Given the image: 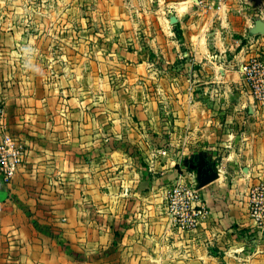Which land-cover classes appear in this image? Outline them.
<instances>
[{
  "label": "crops",
  "instance_id": "0c3cea01",
  "mask_svg": "<svg viewBox=\"0 0 264 264\" xmlns=\"http://www.w3.org/2000/svg\"><path fill=\"white\" fill-rule=\"evenodd\" d=\"M209 1L96 0L47 47L26 28L45 14L0 12V140L25 150L0 177V264H264V106L239 72L264 59V0Z\"/></svg>",
  "mask_w": 264,
  "mask_h": 264
},
{
  "label": "built area",
  "instance_id": "2783aa9c",
  "mask_svg": "<svg viewBox=\"0 0 264 264\" xmlns=\"http://www.w3.org/2000/svg\"><path fill=\"white\" fill-rule=\"evenodd\" d=\"M199 8H211L209 0H191ZM239 72L254 101L264 106V60L257 56L244 61ZM2 109L0 108V118ZM25 154L24 147L5 131L0 140V177L4 181L10 180L11 176L21 166ZM198 195L190 186L176 185L169 189L166 200L168 212L187 228L196 226L199 219L206 211L196 206ZM248 208L250 218L256 228L255 232H264V182H260L249 190Z\"/></svg>",
  "mask_w": 264,
  "mask_h": 264
},
{
  "label": "rangeland",
  "instance_id": "374dc122",
  "mask_svg": "<svg viewBox=\"0 0 264 264\" xmlns=\"http://www.w3.org/2000/svg\"><path fill=\"white\" fill-rule=\"evenodd\" d=\"M8 5L4 0H0V12H13V13H30V14H45V20H33L27 22L26 28L28 29V39H33L35 45L38 43L36 32L41 30L45 31V41L42 45L48 46L53 43L54 32L64 35L69 30H79L81 20L85 13H88L93 8L96 0H10ZM15 25L23 22L14 21ZM36 33V34H34ZM43 35L40 34V37ZM58 41L60 38H56ZM64 39V38H63ZM60 42V41H59ZM63 43V41L61 42ZM262 59V58H260ZM264 60V59H262ZM244 91H246L244 89ZM261 106V105H260Z\"/></svg>",
  "mask_w": 264,
  "mask_h": 264
}]
</instances>
